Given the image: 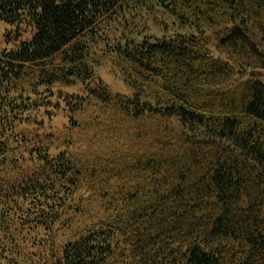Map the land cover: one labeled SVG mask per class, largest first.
<instances>
[{"label":"trees","instance_id":"16d2710c","mask_svg":"<svg viewBox=\"0 0 264 264\" xmlns=\"http://www.w3.org/2000/svg\"><path fill=\"white\" fill-rule=\"evenodd\" d=\"M0 23V264H264V82L239 76L264 0H0Z\"/></svg>","mask_w":264,"mask_h":264},{"label":"rangeland","instance_id":"374dc122","mask_svg":"<svg viewBox=\"0 0 264 264\" xmlns=\"http://www.w3.org/2000/svg\"><path fill=\"white\" fill-rule=\"evenodd\" d=\"M150 24H151L149 29L150 32L157 35H161L163 32H165L160 25L154 24L153 21H150ZM173 27L174 25H172V28ZM7 29H9L8 31H10L11 26L4 23H0V48L3 46H8L14 42V40H12L14 38L12 32H8ZM182 30L185 32L195 31L194 28H188V27H184ZM143 33L144 32L141 31V33H139L137 36L140 37L143 35ZM10 35L12 36L10 37ZM21 38H25V36L23 35L21 36ZM96 72L99 74L101 79L109 86V88L112 91H117L119 93L128 94V95L132 94L135 91V89L132 86L123 82V80L116 73H114V71L112 70V66L109 63H104L97 66ZM251 75L258 77L261 81L264 82V69L261 68L247 67L245 72L239 76L244 78ZM65 89L68 91H79V89H77L76 86H68L65 87ZM62 122H63V118L60 115H57L54 117L51 123L52 125L60 126Z\"/></svg>","mask_w":264,"mask_h":264}]
</instances>
